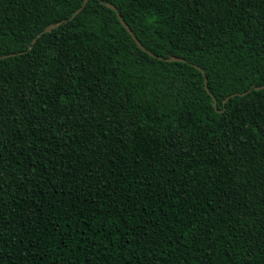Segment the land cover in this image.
Here are the masks:
<instances>
[{
  "label": "trees",
  "instance_id": "obj_1",
  "mask_svg": "<svg viewBox=\"0 0 264 264\" xmlns=\"http://www.w3.org/2000/svg\"><path fill=\"white\" fill-rule=\"evenodd\" d=\"M83 2L0 0V264H264V0Z\"/></svg>",
  "mask_w": 264,
  "mask_h": 264
},
{
  "label": "water",
  "instance_id": "obj_2",
  "mask_svg": "<svg viewBox=\"0 0 264 264\" xmlns=\"http://www.w3.org/2000/svg\"><path fill=\"white\" fill-rule=\"evenodd\" d=\"M89 0H84V2H83V5L78 9V10H76L75 11V13H74V15H76L79 11H81V9L82 8H84V6L87 4V2H88ZM107 5L109 6V7H111L112 9H117V7L114 5V4H112V3H107ZM118 16H119V18H120V21L122 22V24L128 29V31L130 32V34L132 35V37L134 38V40L138 43V45L140 46V47H142L144 50H146V51H148L150 54H152V55H155L153 52H151V51H149L142 43H141V41L137 38V36L134 34V32H133V30L130 28V26L124 21V19L121 17V15H120V13H118ZM58 24H50V25H48L47 26V28H46V30L45 31H51L54 27H56ZM16 53H12V54H8V55H4V56H0V58L1 57H7V56H11V55H15ZM159 58H161V59H166V60H180V61H186L184 58H182V57H177V56H170V57H167V58H165V57H162V56H158ZM199 70H201V71H203L204 72V70H203V68L202 67H200V66H198V65H195ZM205 87H206V89H207V91L208 92H210V90H209V87H208V79H207V77L205 78ZM211 93V92H210ZM213 95V94H212ZM213 97H214V105H215V107H217V103H218V101H217V99H216V97L213 95ZM218 109V108H217Z\"/></svg>",
  "mask_w": 264,
  "mask_h": 264
}]
</instances>
